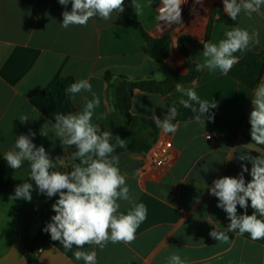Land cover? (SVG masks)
Instances as JSON below:
<instances>
[{"label": "crops", "instance_id": "crops-1", "mask_svg": "<svg viewBox=\"0 0 264 264\" xmlns=\"http://www.w3.org/2000/svg\"><path fill=\"white\" fill-rule=\"evenodd\" d=\"M136 3L143 6L139 15L133 0H124V13L141 24L149 37L169 36L165 64L173 73L187 75L180 38L188 36L203 43L213 9L220 6L223 10V0L200 3L186 0L181 5L183 23L170 26L158 20L162 0H136ZM65 10L71 11V3L65 7L58 0H0V163L5 161L4 153L14 148L19 135L34 132L33 143L37 147L42 145L53 162L57 157L63 159L57 170L69 172L76 148L63 146L55 136V123L48 119L45 96L46 89L58 77L72 78L74 82L89 80L101 100L93 123L100 125L102 131L111 132L124 125V120L114 109L106 73L130 80L163 81L166 77L158 63L147 55V42L141 30L119 14L113 13L110 21L96 17L87 26L72 25L65 29L61 26ZM223 13L228 17L224 10ZM234 27L259 32V43H251L246 51L234 53L238 62L248 54L264 53V14L249 16L242 11L232 25L216 16L210 41L218 44ZM188 51L192 62L203 63L202 49L190 46ZM183 86L195 90L201 100L214 101L217 107L210 111L216 116L251 127L254 90L235 80L230 71L225 75L219 69H204L195 81ZM83 96L92 99L91 93H82L75 102L72 100L77 112L82 110ZM168 97L179 103L187 99L176 89ZM131 111L134 116L152 121L153 114L163 119L169 107L166 97L137 90ZM22 115H28L29 121L21 123ZM173 123L178 124L177 131L165 134L159 129L156 142L172 143L173 160L168 167L146 165V155L117 154L118 167L135 202L147 208V218L138 227L135 240L129 244L109 241L103 249L96 245L66 249L49 234L48 241L35 248L34 264H84L75 260L77 250H95L96 264H168L172 254L180 255L186 264H264V240L253 241L248 233L228 232L229 240L219 242L209 235L215 228L227 231L230 223L226 212L217 207L218 198L209 194L213 181L223 176L238 177L241 165H246L247 183L252 179V164L240 156L258 157L264 153V147L242 134L232 136L226 127L206 120ZM42 128L47 136L41 135ZM29 176L30 165L24 162L15 170L9 189L0 191V264H27L26 247L42 227L40 209L52 199L40 194ZM24 182L33 184L31 202L12 199L15 188ZM56 200L45 207L48 223L55 215L52 205ZM118 203L120 212L126 213L131 207L125 201ZM237 211L244 214L245 210L237 206ZM253 211L249 201L247 214ZM257 217L264 219L258 213Z\"/></svg>", "mask_w": 264, "mask_h": 264}, {"label": "clouds", "instance_id": "clouds-1", "mask_svg": "<svg viewBox=\"0 0 264 264\" xmlns=\"http://www.w3.org/2000/svg\"><path fill=\"white\" fill-rule=\"evenodd\" d=\"M60 5L67 6L71 3V11L62 12L61 26H87L90 19L99 17L104 21L112 20L113 13L124 12V0H58ZM186 0H162L159 7V21H164L169 26L182 21V8ZM201 0H197L200 3ZM224 12L236 21L240 13L251 16L252 13L264 14V0H223ZM133 7L137 15L142 12L143 6L133 0ZM116 15V16H117ZM161 30V29H160ZM225 39L217 43L203 42V63H197V72L204 69H219L222 74H227L238 62L237 52L246 51L251 43H259V32H249L246 29L234 27L225 33ZM176 91L182 93L187 99L180 103L185 108H190L196 113L194 120L197 123L202 117L212 119L210 109L216 108L214 101L201 100L192 88L187 90L181 83H176ZM66 93L75 102L82 93H91L92 99L83 96L82 110L75 113L60 114L54 117L53 129L63 146H75L72 153L73 160L79 163L72 165L70 172L57 170L63 164V159L50 158L49 153L41 145L33 143L36 133L21 134L15 140L14 148L4 153L8 166L19 169L24 162L30 165V178L40 194L51 198L58 194L59 198L52 205L55 215L51 222L43 229L50 233L53 241H59L64 248L76 246L83 249L85 245H96L103 249L110 241L129 244L136 238V231L147 218V208L143 203H136L126 183L125 175L121 174L119 156L114 155L116 147L126 148L125 140L118 137L113 144V133L102 131L100 125L93 123V116L100 106V97L93 91L92 84L87 79H79L65 89ZM253 109L250 113V135L256 145H264V82L255 89L251 100ZM198 105L195 107L193 105ZM177 116L176 107L169 108L168 114L159 118L155 114L151 119L154 124L165 134H174L178 124L173 123ZM28 115H22L21 123L29 121ZM41 135L47 136L41 130ZM241 160L251 161L250 175L252 179L246 183L244 173L249 172L246 165H241L242 171L238 177L223 176L215 179L210 188V195L218 198L217 207L223 209L230 223L227 231L213 229L209 235L219 242L229 240L228 232L243 235L248 233L251 240H264V153L258 157L242 154ZM33 184L24 182L15 188L12 199L32 200ZM125 201L131 205L126 213L120 212L121 204ZM250 206L254 210L247 214ZM237 206L244 209V214H238ZM210 224L211 222L208 221ZM75 260L84 264H96L97 253L93 251L77 250ZM168 264H186L178 254L168 257Z\"/></svg>", "mask_w": 264, "mask_h": 264}, {"label": "trees", "instance_id": "trees-1", "mask_svg": "<svg viewBox=\"0 0 264 264\" xmlns=\"http://www.w3.org/2000/svg\"><path fill=\"white\" fill-rule=\"evenodd\" d=\"M124 21L139 28L146 39V53L149 57L155 60L161 69L165 72V79L163 81L156 80H130L126 76H114L111 73H106L105 79L109 84L110 91L113 98V106L116 112L124 120V125L116 128L113 133L112 143L115 144L118 137L125 140L126 148L116 147L114 155L128 152L133 154L147 155V153L154 147L159 136V128L155 124L144 117L134 116L132 114V102L135 91H141L150 94H160L167 99L168 107H176L177 116L174 121H193L196 113H193L190 108H185L183 105L171 98L169 94L175 90L176 83L186 85L195 81L202 73L195 70L196 64L190 59L188 47H194L203 50V44L193 41L188 36L180 38V52L185 60L188 68V74L180 76L168 69L165 64V59L168 55L170 48V38L165 36L161 39H153L149 37L144 31L141 24L131 20L124 12L119 14ZM220 16L224 22L228 25H232L234 21L228 16L226 17L220 6H215L210 19L206 39L204 42L211 40V34L213 29L214 18ZM230 75L240 83L244 84L251 90H254L260 83L264 76V53L261 54H248L242 60H240L230 70ZM74 83L72 78L58 77L45 91L46 100L49 106L48 119L55 123V115L68 114L70 112H77L75 105L70 98V95L66 93L65 89ZM198 107V105H193ZM212 119L202 117V120L226 127L229 130L230 135L237 136L242 134L247 140L254 143L251 139L250 129L251 127L246 123L235 124L222 117L216 116L211 111L209 114ZM255 144V143H254ZM264 147L263 145H258ZM79 163V160H73L69 172L72 170V165ZM15 170L11 169L6 160L0 163V191L6 192L12 182V178ZM53 196L52 199L47 203H53L57 198ZM45 204L40 209V217L42 220V227L37 237L26 247V261L27 264H34V253L35 248L39 243H45L48 241L49 234L43 229L48 224L45 217Z\"/></svg>", "mask_w": 264, "mask_h": 264}, {"label": "built area", "instance_id": "built-area-1", "mask_svg": "<svg viewBox=\"0 0 264 264\" xmlns=\"http://www.w3.org/2000/svg\"><path fill=\"white\" fill-rule=\"evenodd\" d=\"M172 148V143L167 141L155 144L146 155V165L158 169L168 167L173 160Z\"/></svg>", "mask_w": 264, "mask_h": 264}]
</instances>
